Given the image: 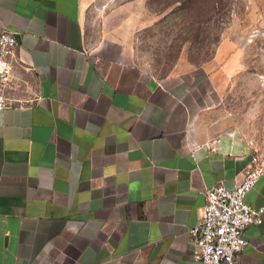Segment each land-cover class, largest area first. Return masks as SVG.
<instances>
[{
  "label": "crops",
  "instance_id": "crops-1",
  "mask_svg": "<svg viewBox=\"0 0 264 264\" xmlns=\"http://www.w3.org/2000/svg\"><path fill=\"white\" fill-rule=\"evenodd\" d=\"M84 0H0L21 96L0 110V264H202L188 229L260 152L226 119L208 65L156 78L128 41L88 47ZM219 140V151L204 144ZM244 201L264 206V174ZM234 264H264V216Z\"/></svg>",
  "mask_w": 264,
  "mask_h": 264
},
{
  "label": "rangeland",
  "instance_id": "rangeland-1",
  "mask_svg": "<svg viewBox=\"0 0 264 264\" xmlns=\"http://www.w3.org/2000/svg\"><path fill=\"white\" fill-rule=\"evenodd\" d=\"M84 0L88 47L126 40L156 78L208 65L224 116L264 153V0Z\"/></svg>",
  "mask_w": 264,
  "mask_h": 264
},
{
  "label": "built area",
  "instance_id": "built-area-1",
  "mask_svg": "<svg viewBox=\"0 0 264 264\" xmlns=\"http://www.w3.org/2000/svg\"><path fill=\"white\" fill-rule=\"evenodd\" d=\"M17 37L6 29L0 32V110L22 109L35 104L37 94L21 96L25 81L15 75ZM211 153L219 151V140L204 144ZM264 174V160L251 155L242 183L232 190L215 185L204 193V206L195 226L188 231L195 247L193 260L202 264H234L246 247L244 230L263 221L264 206L253 208L244 201L245 195Z\"/></svg>",
  "mask_w": 264,
  "mask_h": 264
},
{
  "label": "trees",
  "instance_id": "trees-1",
  "mask_svg": "<svg viewBox=\"0 0 264 264\" xmlns=\"http://www.w3.org/2000/svg\"><path fill=\"white\" fill-rule=\"evenodd\" d=\"M195 1H196V0H188L187 3H189L190 5H193Z\"/></svg>",
  "mask_w": 264,
  "mask_h": 264
}]
</instances>
